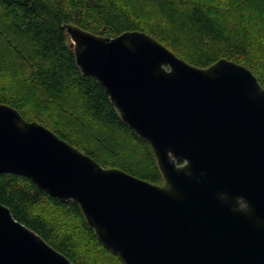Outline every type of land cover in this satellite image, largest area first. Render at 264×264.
Returning a JSON list of instances; mask_svg holds the SVG:
<instances>
[{"label": "water", "instance_id": "95a60500", "mask_svg": "<svg viewBox=\"0 0 264 264\" xmlns=\"http://www.w3.org/2000/svg\"><path fill=\"white\" fill-rule=\"evenodd\" d=\"M64 27L77 67L150 146L163 184L103 167L6 104L0 174L77 203L122 264H264V88L253 72L227 59L195 67L141 31ZM237 197L249 213L232 211ZM0 264L73 263L0 203Z\"/></svg>", "mask_w": 264, "mask_h": 264}, {"label": "trees", "instance_id": "16d2710c", "mask_svg": "<svg viewBox=\"0 0 264 264\" xmlns=\"http://www.w3.org/2000/svg\"><path fill=\"white\" fill-rule=\"evenodd\" d=\"M132 1L0 0V104L47 127L103 167L161 185L150 146L123 123L98 81L77 67L65 24L110 38L141 31L195 67L206 69L221 59L243 65L264 88L255 69L264 61V0H226V8L218 0H147L152 18ZM15 80L17 86L10 85ZM129 146L139 150V162L129 156ZM103 153L111 158L102 159ZM0 203L73 264H82L74 235L60 234L37 212L41 203L72 216L91 243L122 264L99 243L77 203L49 196L28 178L0 174Z\"/></svg>", "mask_w": 264, "mask_h": 264}, {"label": "rangeland", "instance_id": "374dc122", "mask_svg": "<svg viewBox=\"0 0 264 264\" xmlns=\"http://www.w3.org/2000/svg\"><path fill=\"white\" fill-rule=\"evenodd\" d=\"M128 1L130 4H132V2L134 3V1L132 0H128ZM178 1L181 3H185V2H189L190 0H178ZM204 1L207 2L209 0H204ZM136 3L137 4L141 3L138 4V7H141L139 9H142V12L144 14L148 15L151 18L153 17L152 11L150 10L149 12V10L146 8V6L149 5L147 0H136L135 4ZM218 5L221 6L222 8L228 7V3L226 0H218ZM262 43L264 44V40H262ZM253 53L256 54L255 51ZM262 55L264 57L263 51H262ZM255 69L257 73L264 79V61L262 62V67L256 66ZM9 77L13 78L11 72ZM14 83L17 86L18 83L16 80L15 82L10 83V85H14ZM28 110L31 111L32 114L37 112L34 107L33 109H28ZM128 152L130 153L129 156L132 159H135L138 162L141 160L139 150L136 149L134 146H129ZM101 156L102 159L104 160L111 158L108 157V155H104V153ZM35 210L41 213L42 215L46 216L48 219H50L56 225L60 234L71 233L74 235V239L76 240V251L80 258L79 260L82 262V264H120L117 262V260L106 254L102 249H99L93 243H91L90 240L87 238V236L84 233H82V231L78 226L77 221L72 216L69 215L67 216L66 213L61 212L60 210L54 208L53 206L47 203H41L40 205H38V207L35 208Z\"/></svg>", "mask_w": 264, "mask_h": 264}, {"label": "clouds", "instance_id": "9594fccd", "mask_svg": "<svg viewBox=\"0 0 264 264\" xmlns=\"http://www.w3.org/2000/svg\"><path fill=\"white\" fill-rule=\"evenodd\" d=\"M220 199L225 200V201L228 200V198L223 195L220 197ZM232 211L239 212V213H249L251 209H250V205L247 203V201L243 197H237L235 199V206L232 208Z\"/></svg>", "mask_w": 264, "mask_h": 264}]
</instances>
